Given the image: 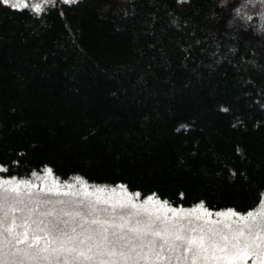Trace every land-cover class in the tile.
I'll return each mask as SVG.
<instances>
[{"label":"trees","instance_id":"1","mask_svg":"<svg viewBox=\"0 0 264 264\" xmlns=\"http://www.w3.org/2000/svg\"><path fill=\"white\" fill-rule=\"evenodd\" d=\"M43 2L0 0V177L259 206L264 0Z\"/></svg>","mask_w":264,"mask_h":264},{"label":"rangeland","instance_id":"2","mask_svg":"<svg viewBox=\"0 0 264 264\" xmlns=\"http://www.w3.org/2000/svg\"><path fill=\"white\" fill-rule=\"evenodd\" d=\"M43 1L24 0L20 3V0H8L17 6L30 5L33 8L36 5L41 7ZM14 188L17 191L13 192ZM4 189L7 192L0 209V220L3 221L0 242H3L5 264H18L16 249H26L35 237L39 239L35 240L34 247L48 249L40 253V257L47 256L48 259H36L35 264H264V245L251 248L246 256L234 260L216 261L201 257L194 262L192 253L185 252L179 242L173 251H168V245H165L161 252V238L145 229L149 220L159 216L168 221L169 243L174 241L176 228L173 225L177 222L184 226L183 234L188 237L200 235L199 229L202 228L205 235L219 240L221 234L231 236L245 224H251L254 233L264 236V195L259 206L249 211L254 216L244 220L241 217H247L249 212L211 211L202 205L173 207L153 196H149L151 201L149 197L140 199L122 185L90 184L80 178L59 181L48 169L29 179L0 177V190ZM93 220L98 223H92ZM156 227L163 228L164 225L157 221ZM133 228L140 231L134 232ZM213 233L217 234L213 236ZM17 238L24 243H16ZM152 241L155 244L150 247ZM81 252L84 256L80 255ZM110 252L115 254L109 255ZM216 255L223 254L217 252ZM19 257L22 256L19 254Z\"/></svg>","mask_w":264,"mask_h":264},{"label":"snow or ice","instance_id":"3","mask_svg":"<svg viewBox=\"0 0 264 264\" xmlns=\"http://www.w3.org/2000/svg\"><path fill=\"white\" fill-rule=\"evenodd\" d=\"M7 3L8 0H5ZM66 3H75L76 0H65ZM20 3H24V0H20ZM16 6V5H13ZM36 10H40V5H36ZM13 192L17 191V189H12ZM7 190H0V209L3 208V200L6 198ZM139 195V194H137ZM149 201L152 200V197L148 198ZM147 203V202H146ZM123 207V205L121 206ZM231 213L232 210H229ZM216 215H224L223 213H216ZM254 216V213L249 212L247 217H241V219L247 220ZM123 219V217H122ZM159 221L161 225H164L163 228H157L156 222ZM92 223H98V221L93 220ZM3 224V221L0 220V225ZM123 227V225H120ZM176 228L174 234V241L173 243H169L167 239V234L169 232L168 228V221L161 219L159 216L155 218V220H149V222L145 225L146 230H151V234L155 237L161 238L163 243L160 244V251L163 252L164 246L168 245V251H173L175 247H177V243L179 242V246H182L185 252L192 253V259L195 262L198 258L203 257V259L208 260H234L236 257H243L248 254V250L251 248L260 247V245H264V236H261L259 232L253 231V226L251 224H245L243 227L239 228L238 230L232 232L231 236L221 234L219 236V240L212 239L209 236L204 234V230L201 228L199 229L200 235L198 236H185L183 233L185 231L184 226L177 222L173 225ZM44 229H41L43 231ZM134 232H139L140 229L133 228L131 229ZM106 231V230H105ZM189 231H197V229H189ZM211 231V230H210ZM147 234V231H145ZM217 233H213L212 235L215 236ZM3 233L0 232V236ZM27 234L25 233V236ZM39 239L35 237L32 242H29L28 247L26 249H16V253H19L22 257H26L28 259L36 260V259H48L47 256L40 257L41 252H47L48 249H39L38 247H34L35 240ZM16 243H24V240L19 238L16 239ZM155 244V241L150 242V247ZM232 250H235V254H232ZM56 251V250H54ZM67 251H72L68 249ZM222 253L223 255L217 256L216 253ZM109 255H114L115 253L110 252ZM122 256L124 253H120ZM81 256H84V253H80ZM139 255V254H138ZM88 259V257H85ZM168 259V257H165ZM0 264H5L4 262V251H3V242H0Z\"/></svg>","mask_w":264,"mask_h":264}]
</instances>
